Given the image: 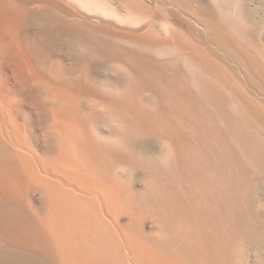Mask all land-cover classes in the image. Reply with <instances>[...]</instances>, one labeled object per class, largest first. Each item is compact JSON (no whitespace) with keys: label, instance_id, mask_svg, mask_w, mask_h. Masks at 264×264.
Instances as JSON below:
<instances>
[{"label":"rangeland","instance_id":"rangeland-1","mask_svg":"<svg viewBox=\"0 0 264 264\" xmlns=\"http://www.w3.org/2000/svg\"><path fill=\"white\" fill-rule=\"evenodd\" d=\"M249 138L264 156V0H0V264H261Z\"/></svg>","mask_w":264,"mask_h":264},{"label":"bare ground","instance_id":"bare-ground-1","mask_svg":"<svg viewBox=\"0 0 264 264\" xmlns=\"http://www.w3.org/2000/svg\"><path fill=\"white\" fill-rule=\"evenodd\" d=\"M247 142L252 147V151L255 153L257 160H259L260 164L263 163V165H264V156L261 152V148L259 146L257 147L256 141L254 139L249 138ZM25 160L26 159H22L19 161V163H20L21 167L24 168V170H25V175H26V178L28 181L27 183L28 184L31 183V185L34 184L35 186L38 185L39 187L44 186V184H45L44 178L40 177L38 175V171L35 170L36 168H33L34 165H33V167L31 166L32 163H31V165L29 163L27 164V162L29 160L27 162H25ZM259 192H260V187L258 185H253L252 198H251L253 201V205H252L253 208H257L256 204L258 202ZM50 194H51L50 197L54 200V198H55L54 196L57 195V197H59L58 195L60 193H58L56 190H51ZM50 202L53 203L52 200H50ZM77 205H78L77 199L65 197L64 208H54L53 213H52L50 220H49L50 229L56 235H58V237L61 240V243L64 240L65 244H70L71 247L74 249H78V247H76L77 243H76V241H74V242L72 241L70 234L73 237H75V240H76V238L78 239L79 246L81 247V245H80L81 234L77 230L79 222L75 221V219L73 217L77 213V211L75 209V208H78ZM260 207L264 208V203H263V205H260ZM256 214H259L258 209L256 210ZM85 223L89 224L86 221H85ZM81 232L84 233L83 227L81 228ZM94 233H96V230L92 229V234H94ZM50 238L52 240V237H50ZM244 238L251 241L254 244V246L256 247V251L258 253V262L261 264H264V242H262L256 236V234L254 232H251V231L249 233L245 234ZM53 240L56 241L59 245L57 238H54ZM83 257L86 259V261L90 260L89 258L86 257V255H83ZM68 258H69V261L71 264H83L82 262L74 263L72 258H71V255H69Z\"/></svg>","mask_w":264,"mask_h":264}]
</instances>
